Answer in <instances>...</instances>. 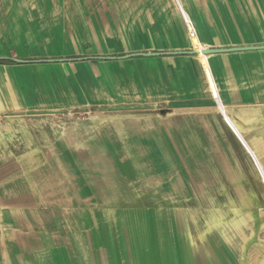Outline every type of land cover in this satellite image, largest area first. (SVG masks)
Wrapping results in <instances>:
<instances>
[{
	"label": "crops",
	"instance_id": "crops-1",
	"mask_svg": "<svg viewBox=\"0 0 264 264\" xmlns=\"http://www.w3.org/2000/svg\"><path fill=\"white\" fill-rule=\"evenodd\" d=\"M179 1L203 50L264 46V0H201V7L192 0ZM81 5L73 1L54 8L23 6L18 13L1 14L0 57L40 61L194 50L174 0L153 13L137 14L135 20L124 14L108 20L106 15L101 28ZM208 60L220 93L218 101L225 109L220 95L226 100V114L244 140L242 133L264 122V50L215 54ZM205 88L212 93L196 56L189 55L0 62V264H45L48 258L79 264L80 251L86 257L89 252L96 255L97 264H129L128 260L146 257L148 245L157 242L150 221L136 218L130 223L122 212H108L104 217L108 223L102 228H94L93 216L77 218L67 227L61 219L48 222L47 179L41 178L48 168L40 145L31 148L32 118L155 105L163 97L204 98ZM215 103L217 110L216 99ZM220 116L259 175H264L257 158L264 154L262 142L244 140L256 156L252 157ZM215 213L210 211V216ZM177 219L175 233L187 235L181 218ZM216 231L222 241H229L224 229Z\"/></svg>",
	"mask_w": 264,
	"mask_h": 264
},
{
	"label": "rangeland",
	"instance_id": "rangeland-1",
	"mask_svg": "<svg viewBox=\"0 0 264 264\" xmlns=\"http://www.w3.org/2000/svg\"><path fill=\"white\" fill-rule=\"evenodd\" d=\"M73 1L88 8L101 28L106 15L135 20L141 12L166 7L167 0H0V15ZM192 1L201 7V0ZM205 92L191 100L163 97L155 105L32 118L31 148L40 145L46 155L41 178L47 179L48 222L61 219L67 227L93 216L94 228H102L110 211L122 212L130 223L150 221L157 242L129 264H264V184L218 114L212 93ZM220 100L226 109L221 95ZM242 135L248 144L256 138L264 145V122ZM257 158L264 170V154ZM210 211L242 220L240 233L227 230L229 241H222L209 227L215 221ZM177 218L187 235L175 233ZM79 254V264L98 263L91 252ZM45 264L70 260L48 258Z\"/></svg>",
	"mask_w": 264,
	"mask_h": 264
},
{
	"label": "water",
	"instance_id": "water-1",
	"mask_svg": "<svg viewBox=\"0 0 264 264\" xmlns=\"http://www.w3.org/2000/svg\"><path fill=\"white\" fill-rule=\"evenodd\" d=\"M256 50H264V46H248V47H236V48H218V49H204L201 51L202 54L206 56L215 55V54H224V53H233V52H241V51H256ZM198 52L195 50L183 51V52H152V53H133L119 57H84V58H76V59H58V60H40V61H24L18 60L15 58L9 57H0V62H13L18 64H33V63H44V62H78V61H88V60H97V61H113V60H123L130 59L134 57H161V56H196ZM243 144V143H242ZM244 145V144H243ZM245 146V145H244ZM215 221L212 225H210L211 229H224L225 231L231 230L234 233H240L242 220L240 219H225L221 217L220 214H213ZM224 224H229L228 227H224Z\"/></svg>",
	"mask_w": 264,
	"mask_h": 264
},
{
	"label": "bare ground",
	"instance_id": "bare-ground-1",
	"mask_svg": "<svg viewBox=\"0 0 264 264\" xmlns=\"http://www.w3.org/2000/svg\"><path fill=\"white\" fill-rule=\"evenodd\" d=\"M174 2L176 4L178 10L182 14V16L184 18V21H185V23L187 25L188 35H189V37L191 39L192 47L196 50V52H198V54L196 55V58L198 60L199 65L202 67L204 77H205V79L207 81V84L209 85V88H210V90L212 92V95L216 99V102H217V112L224 117V119L227 121V123L233 129V131H235L236 134L240 137V138H238V140H241L242 141V143L246 146V149L249 151V153H251L253 155V156L252 155L251 156L254 157V158H256V156H254V154H253V151L249 148V146L241 138V134L239 133L240 131L238 132L236 130V128L234 127V124L230 121L231 119L229 120V118H228V116L226 114L225 109L219 103V101H218V94L219 93H218L217 86H216V83H215V80H214V77H213V74H212V71H211V67H210V63H209V60H208V56H206V55H204V54L201 53V51L203 49H202L201 43L199 41V38L196 35V33L194 32V29H193L192 24H191V20L188 17V15L186 14V12L183 10V8H182V6L180 4V1L179 0H174ZM260 176H261L262 181L264 183V175L260 174Z\"/></svg>",
	"mask_w": 264,
	"mask_h": 264
}]
</instances>
